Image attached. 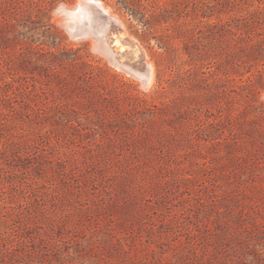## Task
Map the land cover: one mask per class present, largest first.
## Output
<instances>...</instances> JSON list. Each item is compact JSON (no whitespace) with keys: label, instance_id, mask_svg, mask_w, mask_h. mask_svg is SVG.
Instances as JSON below:
<instances>
[{"label":"rangeland","instance_id":"rangeland-1","mask_svg":"<svg viewBox=\"0 0 264 264\" xmlns=\"http://www.w3.org/2000/svg\"><path fill=\"white\" fill-rule=\"evenodd\" d=\"M100 1L0 0V264H264V0Z\"/></svg>","mask_w":264,"mask_h":264},{"label":"water","instance_id":"water-1","mask_svg":"<svg viewBox=\"0 0 264 264\" xmlns=\"http://www.w3.org/2000/svg\"><path fill=\"white\" fill-rule=\"evenodd\" d=\"M69 9L70 8H64L63 10L69 14ZM75 10H77V16L74 22H71V27L81 31V33H93L100 41L104 51H106L113 59L114 57H118L122 52L115 50L114 39L125 33L124 26L108 13V11L102 6L100 0H84L83 7L77 6ZM114 61L117 60L114 59ZM126 64H128L133 70L142 72L144 74V82L146 84L149 82L150 67L144 63L143 54L140 55L139 60L131 63L127 61Z\"/></svg>","mask_w":264,"mask_h":264},{"label":"bare ground","instance_id":"bare-ground-1","mask_svg":"<svg viewBox=\"0 0 264 264\" xmlns=\"http://www.w3.org/2000/svg\"><path fill=\"white\" fill-rule=\"evenodd\" d=\"M107 7V6H106ZM108 8V7H107ZM111 10V9H110ZM110 12H112V11H110ZM110 15L111 16H113L114 18H116L120 23H121V21L115 16V15H113L112 13H110ZM122 24V23H121ZM121 35H124V34H121ZM130 41H131V45H133L134 46V49L132 50V52L133 51H136V52H134V53H131L130 55L131 56H134V57H138V56H140L141 54H143L144 52L142 51V49H140V47H139V45L137 44V42L133 39H130ZM128 43V42H127ZM130 43V42H129ZM126 44V43H125ZM121 56H122V53H121ZM124 65V64H123ZM118 66V65H117ZM121 66V65H120ZM150 77H151V74H150ZM149 77V78H150ZM143 86V85H142Z\"/></svg>","mask_w":264,"mask_h":264},{"label":"trees","instance_id":"trees-1","mask_svg":"<svg viewBox=\"0 0 264 264\" xmlns=\"http://www.w3.org/2000/svg\"><path fill=\"white\" fill-rule=\"evenodd\" d=\"M262 70H263V69H260L259 71H260V72H263Z\"/></svg>","mask_w":264,"mask_h":264}]
</instances>
